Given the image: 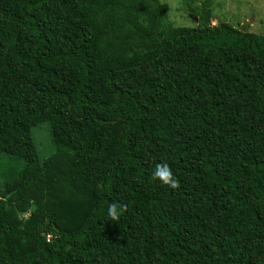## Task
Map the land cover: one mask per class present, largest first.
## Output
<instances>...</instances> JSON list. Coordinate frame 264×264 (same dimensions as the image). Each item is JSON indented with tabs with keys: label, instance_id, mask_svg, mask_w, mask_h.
I'll return each instance as SVG.
<instances>
[{
	"label": "trees",
	"instance_id": "obj_1",
	"mask_svg": "<svg viewBox=\"0 0 264 264\" xmlns=\"http://www.w3.org/2000/svg\"><path fill=\"white\" fill-rule=\"evenodd\" d=\"M179 3L0 0V264H264V34Z\"/></svg>",
	"mask_w": 264,
	"mask_h": 264
},
{
	"label": "rangeland",
	"instance_id": "obj_2",
	"mask_svg": "<svg viewBox=\"0 0 264 264\" xmlns=\"http://www.w3.org/2000/svg\"><path fill=\"white\" fill-rule=\"evenodd\" d=\"M168 11L173 25H194L186 19L187 12L179 0H160ZM216 17L236 21L246 29L264 34V0H212ZM185 8V7H184ZM216 19L212 21L214 23ZM44 126V127H43ZM37 128V129H36ZM34 129V138L42 150L48 147V130L46 125Z\"/></svg>",
	"mask_w": 264,
	"mask_h": 264
},
{
	"label": "clouds",
	"instance_id": "obj_3",
	"mask_svg": "<svg viewBox=\"0 0 264 264\" xmlns=\"http://www.w3.org/2000/svg\"><path fill=\"white\" fill-rule=\"evenodd\" d=\"M154 177L158 178L163 184L170 186L173 189L179 187V181L173 176V173L167 164L156 165V170L154 172ZM124 206L112 203L108 207V215L112 220H119L120 209Z\"/></svg>",
	"mask_w": 264,
	"mask_h": 264
}]
</instances>
